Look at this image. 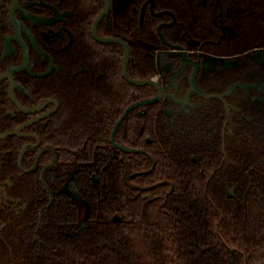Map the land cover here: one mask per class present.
Masks as SVG:
<instances>
[{
	"label": "flooded vegetation",
	"instance_id": "af4514ba",
	"mask_svg": "<svg viewBox=\"0 0 264 264\" xmlns=\"http://www.w3.org/2000/svg\"><path fill=\"white\" fill-rule=\"evenodd\" d=\"M243 1L0 0V209L7 218L27 209L22 190L38 203L44 186L48 208L57 195L79 205V229L65 233L83 231L90 213L73 195L87 200L78 181L86 170L100 183V157L110 165L119 155H145L152 167L144 175L161 160L149 148L165 160L170 147H219L227 176L261 171L264 32L253 39ZM124 172L126 182L136 174L126 163ZM26 175L33 184L23 187ZM228 192L235 195V183Z\"/></svg>",
	"mask_w": 264,
	"mask_h": 264
},
{
	"label": "trees",
	"instance_id": "16d2710c",
	"mask_svg": "<svg viewBox=\"0 0 264 264\" xmlns=\"http://www.w3.org/2000/svg\"><path fill=\"white\" fill-rule=\"evenodd\" d=\"M243 4L249 14L245 25L255 39L264 32V0ZM140 137L136 129L130 145L138 147ZM82 145L90 147L91 140ZM149 151L157 164L161 158L150 174L141 173L152 167L150 160L132 152L114 157L110 165L100 157L99 184L91 180L92 172L80 173L79 191L91 212L77 234L83 216L74 199L57 195L48 208L50 197L39 179L38 203L31 191L22 190L26 210L7 218L0 209V264H264V167L232 177L225 173L219 147L177 152L170 147L163 150L165 160ZM86 159L93 157L81 158ZM125 163L136 173L127 182ZM20 182L33 184L29 175Z\"/></svg>",
	"mask_w": 264,
	"mask_h": 264
},
{
	"label": "water",
	"instance_id": "95a60500",
	"mask_svg": "<svg viewBox=\"0 0 264 264\" xmlns=\"http://www.w3.org/2000/svg\"><path fill=\"white\" fill-rule=\"evenodd\" d=\"M145 83V82H144ZM130 110V109H129ZM132 150H134V149H132ZM136 152H138L137 150H136ZM137 189H139V190H144L143 188H137ZM73 196H75L78 200H80L83 204H85L86 205V208H87V214H86V217H88V215H89V213H90V205H89V203H88V201L87 200H84L82 197H80V196H78V195H73ZM230 197H234V195L233 194H231V196ZM81 230H83V228L81 229Z\"/></svg>",
	"mask_w": 264,
	"mask_h": 264
}]
</instances>
